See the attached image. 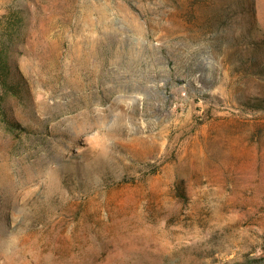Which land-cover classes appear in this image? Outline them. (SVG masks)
I'll use <instances>...</instances> for the list:
<instances>
[{
	"label": "rangeland",
	"instance_id": "1",
	"mask_svg": "<svg viewBox=\"0 0 264 264\" xmlns=\"http://www.w3.org/2000/svg\"><path fill=\"white\" fill-rule=\"evenodd\" d=\"M0 264H264V0H0Z\"/></svg>",
	"mask_w": 264,
	"mask_h": 264
}]
</instances>
